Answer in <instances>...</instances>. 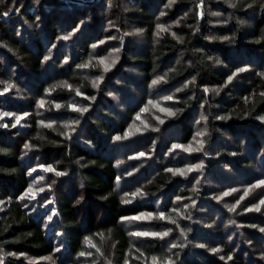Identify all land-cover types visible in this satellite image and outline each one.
<instances>
[{"label":"trees","instance_id":"trees-1","mask_svg":"<svg viewBox=\"0 0 264 264\" xmlns=\"http://www.w3.org/2000/svg\"><path fill=\"white\" fill-rule=\"evenodd\" d=\"M169 3L0 2V77L17 87L13 98L0 91V108L28 112L23 124L0 128L3 264H151L153 257L156 264H167L169 259L174 264H264L262 219L252 214L238 217L240 227L230 230L229 214L214 200L223 186L264 179V122L258 119L264 116V76L258 74L264 71V4L261 0H203L201 8V0H174L167 6ZM157 24L168 31L158 29ZM73 28L77 30L73 32ZM135 29L144 30L148 44L141 47L127 42L121 64L93 87L91 78L77 65L88 62L94 44L99 47L100 41L112 38L119 43ZM44 56L49 59L45 61ZM216 59L222 63H215ZM245 65L250 66L247 71L227 82L237 67ZM89 71L96 76L104 73L94 64ZM157 77H164L162 89H181L174 94L175 115L159 125L144 149L152 159L134 160L136 172L125 176V168L117 164L120 142L112 137L126 130L127 118L137 113ZM50 87V96L59 107L50 103L47 113L55 122L40 127L34 106L38 98H46ZM77 90L89 101L95 97L87 112L70 107L78 97ZM116 90L123 93L122 104L108 95ZM198 116L208 117L203 155L208 153L211 177L207 179L213 182L200 183L199 188V180L167 171L177 161L166 160L160 150L169 146L173 133L188 143ZM66 118L79 120L75 132L61 126L60 120ZM25 140L35 147L23 154ZM37 162L52 164L67 174H53L47 182L51 188L36 201H27L24 192L33 180L29 169ZM137 189L147 195H131ZM81 196L83 200L76 204ZM177 197L195 201L187 211L191 219L176 220ZM45 201L52 202L46 205ZM52 210L55 214L49 220ZM143 212L154 215L148 222L153 229L172 228L173 239L180 240L178 246L168 247L167 238L146 237V244L134 240L121 217ZM160 212L171 219H161ZM213 247L218 251L210 252ZM56 248L60 250L54 251ZM79 252L92 255L79 256Z\"/></svg>","mask_w":264,"mask_h":264},{"label":"rangeland","instance_id":"rangeland-1","mask_svg":"<svg viewBox=\"0 0 264 264\" xmlns=\"http://www.w3.org/2000/svg\"><path fill=\"white\" fill-rule=\"evenodd\" d=\"M161 30V29H160ZM130 34V35H129ZM128 35L124 36V38L122 40H120L119 43H113V40L115 39H108L107 41H103V43H100L99 47H95L93 50V53L90 57V59L88 60V62L90 61V66L87 68H83L81 67L80 72L85 74L86 76L90 77L91 80H95L97 77L103 76V80L98 81V85H100L102 82H104L105 78H106V72L104 71V73L100 76H96L95 74L91 73L89 71V68L91 67L92 64H94L95 66L101 68L102 70H104L103 65L100 63V61L98 59H96V57L98 56H103L106 58L107 62L109 64L112 63V61L115 59L116 63L114 66H112L109 70H111L112 68L118 67V65L121 64V51L124 49V47L127 45V42H132L135 44H137V46H141L144 47L145 45L148 44L146 35L144 32H135V31H131ZM112 44V45H111ZM111 45V47L109 48V46ZM119 48L120 51L119 52H113V49H117ZM100 50L105 51L104 53H101ZM87 62V63H88ZM108 70V71H109ZM9 84L13 85L11 87V89L8 92H4V88L7 87ZM14 90H17V87L13 84V82L11 80H6V79H2L0 77V91H3L4 93H7L9 95V97L13 98V94ZM47 91H45V95L46 98H42V99H37L36 100V104H35V109L33 111V114L37 115L38 119H39V126L43 127V126H49L50 122H55L53 120H51L50 115L47 113V110H49V106L50 103L55 104V106L58 105V102H54V99L51 98L50 94L52 92L51 87L46 89ZM176 89L171 90V91H166L164 89H162L160 87V83H158L157 85H153L152 83L149 85L148 87V93H147V98L145 100V102H143L138 110L137 113H140L139 118L137 117V113L134 114L133 116H131L130 118H127L126 121V126L124 132H122L121 136H124V133L126 131H130L131 135L127 136L125 139L120 140V141H116L114 140L117 144L119 143V146H121L120 152H119V158L118 161H120L121 163L118 164L119 167H124V171H126V173L123 171V173H125V176H128L130 173L133 174L136 172V168L135 164H133L134 160L140 161V162H147V160H151L152 159V154H149L148 152H146L144 149L146 148V146L150 145L149 142L152 141L153 139V134L156 132V130H158L159 125H161L162 123L160 122L161 120L163 121V123L167 122L170 117H172L173 115H169L167 112L161 111L162 108H171L173 110V112L175 113L176 111V105L174 104L175 98H174V94H175ZM211 91V90H209ZM111 93H113V95H111V97L113 99L116 100V102H118L119 104H122V102L124 101V96L123 93H121L120 90H116V91H109ZM172 96L173 99L172 100H164L162 99V97L164 96ZM13 96V97H12ZM41 100L44 101L43 106H41V104L39 103ZM92 100V99H91ZM91 100L89 101V99H87V97H85L84 95H78L77 98L73 99L71 102L72 105H76L77 108H87L89 109L90 105H91ZM149 101H156V104L153 103H149ZM158 105V106H157ZM123 106V105H120ZM123 108V107H121ZM142 108H147V111L141 112ZM3 112H10L9 109L7 108H0V128L3 127L5 124L8 125V127L10 128L11 126L13 127V125L17 126L20 124H23L24 122V118H26V116H23V118L20 120L19 123H16V116H21L25 111H19V112H10L13 113L14 115L12 116H3L2 113ZM28 113V112H27ZM157 117H159V119H157ZM202 116H198L195 119V124H194V132L192 135V138L189 140L188 143H184L181 142V140L179 139L181 137V135L176 133L174 134L173 140L169 143L168 147L162 146L161 147V152L164 154L165 159H170L173 161H177L176 164H170V169H183L184 171L187 172L186 177H190L193 178V180H199L198 183V188L200 186V183H204V184H213V182L209 181L207 178L211 177V173L208 170V164H209V159L207 158L208 155H203L204 152V148L206 146L205 144V140H204V136L208 133L207 131V127L204 125V120L201 119ZM6 121H8L6 123ZM41 121H44L43 124H41ZM61 122V126H63L68 132L72 133L75 132L77 130V127L80 125L73 123L74 120L70 119V118H66V119H62L60 120ZM200 121V123H199ZM264 122V121H263ZM53 123H51L52 125ZM131 126V127H130ZM75 128V131H72V129ZM137 128L142 129V131H137ZM199 132H204L203 136H198L197 133ZM197 141H204L203 146H202V150L200 151H195V149L201 147ZM124 142V143H122ZM28 143V141H24L23 142V146H22V153L25 154L26 152H29L31 150L30 149H25L24 148V144ZM182 144V145H189L191 144L192 148L194 149V151L192 152H188L185 149H172V145L173 144ZM145 146V147H144ZM144 147V148H143ZM138 152H144L146 153L145 156L143 157H137L136 153ZM208 160V161H207ZM37 161V160H36ZM201 162H203L204 167L203 168H197V169H193L192 171H187V169L185 168V165H191V164H200ZM41 163H38L36 165H34L33 168H36L35 172H32L31 175L33 174V180H32V186H33V190H37L40 188H43L44 191L48 188L47 187V182L51 179V176L55 173H50L45 171L44 169H41L38 167V165ZM216 169V168H214ZM38 171V172H37ZM175 173V172H174ZM179 174V173H177ZM39 176H43L44 179L43 180H39L37 179V177ZM185 176V175H183ZM222 185V183H221ZM249 185H252L251 188H248ZM229 187H225L223 186L222 190H219L217 196L221 195L223 192L228 191L229 189H237L238 191L236 192H231L228 196H224L221 200H217L214 199L215 202H217L216 206L222 207V210L226 211L227 214H229L228 217L230 221H232V223L227 224V226L230 227V230L234 229V228H239L240 226L237 224L238 223V217L241 218L242 216H247V215H253L256 216L258 218H261L263 223H264V205H259L261 210L259 212L252 210V211H248L245 212L244 208L245 207H250L252 204H259V200L261 197H264V185H261L259 187L256 186V181L251 182V183H247L245 185L243 184H230V185H226ZM248 190V195L244 197L243 200L240 201L239 205H236V209L235 211H231L229 206L231 205H235L236 204V200L240 199V197L242 195H244L245 190ZM43 191V192H44ZM40 191H37V194L35 196V198H32L31 195L26 196L25 198L27 199V201L33 200L36 201L38 198H40V194L43 193ZM127 200H131V198L129 197V199ZM39 201V200H38ZM52 201H48L45 202L46 205H50ZM180 204L179 207L177 208L178 211L176 210L175 212V217L176 220H181V222L183 220H185L187 218V211H188V207L190 206V204H193V198L189 199V202H185L184 200L180 199L179 200ZM188 205V207H184V205ZM220 214V211H218ZM223 214H225V212H223ZM51 216L53 217V211L51 212ZM136 216H143V217H147L146 219H142V220H136V219H132L133 217ZM154 215L148 212H143L140 213L138 215L132 216L128 219L125 220L126 226L129 227V232L132 234L134 232H143V231H154V232H162L165 231L166 229H153L152 227L149 226V221L152 219ZM224 217V216H221ZM218 218V217H217ZM219 219V218H218ZM220 220V219H219ZM237 222V223H236ZM180 224V223H179ZM134 240H142V243H147L145 242L146 237L143 236H135L133 235ZM163 238H167L168 240V247H172L173 244L178 245L180 240H174L172 237V232ZM89 245H91V243H87ZM175 248V247H174ZM209 251L208 248H205ZM212 252V251H210ZM95 253H101L98 250L95 251ZM88 257H90L89 255H87ZM90 260V259H88ZM87 260V261H88ZM87 263V262H85ZM84 263V264H85ZM151 264H154L153 260L151 262Z\"/></svg>","mask_w":264,"mask_h":264},{"label":"snow or ice","instance_id":"snow-or-ice-1","mask_svg":"<svg viewBox=\"0 0 264 264\" xmlns=\"http://www.w3.org/2000/svg\"><path fill=\"white\" fill-rule=\"evenodd\" d=\"M0 2H2V0H0ZM172 2H174V0H170L169 5H167V6H171V3H172ZM261 3L264 4V0H261ZM200 7L203 8V0H201ZM232 7H236V5L233 4ZM248 7H251V5H248ZM17 11H18V9H17ZM3 15H4V16H8L9 13H8V12H4ZM161 15H163V13H161ZM185 15H187V13H185ZM200 15L203 16V12H202V11L200 12ZM216 15H219V14L216 13ZM174 23H177V24H178V23H179V20L174 21ZM77 27H78V26H77ZM156 27H157L158 29L163 30V31H168V28H167L165 25H163V24H157ZM76 30H77L76 28H73V29H72L73 32H75ZM143 31H144L143 29H135V32H143ZM197 31H198V29H197ZM155 34H156V36H160V35H161V32L157 31ZM171 34H172L173 36H176V33H175V32H172ZM69 35H71V33H70ZM129 35H130V34H129ZM68 38H69L68 36H64V37H63V39H68ZM177 39H181V37H177ZM209 39H213V37H209ZM220 39H228V37H221ZM99 43H103V41H100ZM95 47H97V45L94 44V45H93V48H95ZM119 51H120L119 48H117V49H113V52H119ZM207 58H208L209 60H212V59H213V57H211V56H209V57H207ZM43 59H44L45 61H47V60L49 59V57H48V56H44ZM65 59H67V58H65ZM96 59H98V60L100 61V63L103 65V67H104V71H108V70H109L112 66H114L115 63H116V60L114 59V60L112 61V63L109 64V63L107 62L106 58L103 57V56H98V57H96ZM90 63H91V62L89 61L88 63H84V64H81V65H77V67L87 68V67L90 66ZM215 63L220 64V63H222V62H221L219 59H216V60H215ZM249 67H250L249 65H245L244 67H237V68L235 69V71H233L232 74L229 75V76L227 77V82H231V81L233 80V78H234L235 76H237L238 73H240V72H244V71H247V70L249 69ZM258 74H259L260 76H264V71H261V72H259ZM163 79H164V77H157L156 79H153V80H152V84H153V85H157V84L160 83V81H162ZM194 79H195V77H193V80H194ZM100 80H103V76L97 77L95 80L92 81V85H93V87H98V86H99V85H98V81H100ZM12 86H13V85L9 84L7 87L4 88L3 91H4V92H8V91L11 89ZM67 86H68L69 88H71V85H67ZM185 87H187V83L185 84ZM46 91H47V90H46ZM176 91L179 92V91H181V89H180V88H177ZM77 94H78V95H83V93H80L78 90H77ZM108 95L111 96V95H113V93L109 92ZM91 99H95V97H91ZM162 99H164V100H172L173 97L170 96V95H168V96H164V97H162ZM39 103L41 104V106H43L44 101L41 100ZM149 103L156 104L157 102H156V101H149ZM157 106H158V105H157ZM57 107H59V105H57ZM70 107H72L73 109H75V110H77V111H79V112H81V113H83V112H87V111H88V109H87L86 107H85V108H77L76 105H70ZM144 111H147V108H142V109H141V112H144ZM161 111L167 112L169 115H175V113L173 112V110H172L171 108H162ZM2 115H3V116H12V115H14V114H13V113H10V112H3ZM27 115H28V113H27V112H24L21 116H16V123H19L20 120L23 118V116H27ZM139 116H140V113H137V117H138V118H139ZM157 119H159V117H157ZM201 119L204 120V121H207L208 117H206V116H202ZM258 119L261 120V121H264V116H260V117H258ZM160 122L163 123L162 120H161ZM43 123H44V121H41V124H43ZM51 123H54V122H50L49 126H51ZM73 123L79 124V120H75V121H73ZM7 126H8L7 124L4 125V127H7ZM14 126H15V125H13V127H14ZM130 127H131V126H130ZM72 131H75V128H73ZM137 131H142V129L137 128ZM62 134H63V135H68V133H62ZM129 135H131V132H130V131H126V132L124 133V136H121V135L117 134V135L113 136L112 139H113V140H116V141H120V140L125 139V138H126L127 136H129ZM197 135H198V136H203V135H204V132H199V133H197ZM197 143H198L201 147L195 149V151H200V150H202V146H203L204 141H197ZM31 147H35V146H34V145H30L29 143H25V144H24V148H25V149H30ZM177 148L185 149V150L188 151V152H192V151H194V149L192 148L191 144L185 146V145H182V144H175V143H174V144L172 145V149H177ZM204 154H205V155H208L207 152H205ZM145 155H146V153H144V152H138V153H136V156H137V157H143V156H145ZM119 163H121V162H120V161H117V164H119ZM38 167L41 168V169H44V170L47 171V172L55 173L56 176H63V175H66V174H67V173L64 172V171H59L58 169H56L55 167H53L52 164H47V165L39 164ZM203 167H204L203 162H201L200 164L185 165V168L187 169V171H192L193 169L203 168ZM35 171H36V168H31V169H29V174H31L32 172H35ZM167 171L175 172V173H179V174H181V175H185V176L187 175V172L184 171L183 169H167ZM127 174L130 175V173H127ZM37 179H39V180H43L44 177H43V176H39V177H37ZM116 179H117V180H120L121 178H120L119 176H117ZM51 183L54 184V183H55V180H52ZM261 185H264V179H261V180L256 181V186H257V187H259V186H261ZM47 187H48V188H51V184H48ZM251 187H252V185H249V186H248V188H251ZM37 191L43 192L44 189H43V188H40V189H37V190L34 191V190H33V186L30 184V185L28 186V188L25 190L24 195H31L32 198H35V196H36V194H37ZM236 191H238V190L235 189V188H233V189H229L228 191L223 192L221 195L216 196L215 199H217V200H221L224 196H228L231 192H236ZM248 194H249V193H248V190L246 189L245 192H244V195H242V196L240 197V199L236 200V204H235V205H231V206H229L230 210H231V211H235V209H236V205H239V204H240V201L243 200L244 197L247 196ZM131 195H133V196H136V195H147V193H144L141 189H137V191L134 192V193H132ZM21 198H23V197H21ZM177 199L179 200V199H181V197H177ZM82 200H83V196H81L79 199H77V200L75 201V203H76V204H79ZM45 202H48V201H45ZM193 204H195V201H193ZM259 205H264V197H261V198H260V200H259V204H252L250 207H245V208H244V211H245V212H248V211L255 210V211L259 212V211L261 210V208H260ZM184 207H188V205L186 204V205H184ZM52 211H53V214H55V213H54V210H52ZM177 211H178V209H177ZM159 217H160L161 219H171V217H167V216H165V213H164V212H160V213H159ZM47 218H48L49 220H52V216H51V215H49ZM146 218H147V217L136 216V217H133L132 219L142 220V219H146ZM121 219L123 220V219H128V218H127V217H121ZM187 219H191V217L189 216V217H187ZM229 222L232 223V221H229ZM172 223H173V224H176V221L173 220ZM252 227H259V226H257V225H252ZM188 230L190 231V229H188ZM172 231H173L172 228H167L165 231H162V232L143 231V232H134V233H132V235H135V236H143V237H158V238H163V237L168 236ZM180 231H181L182 234H185V230H184V229H180ZM259 231H260V232H264V227H259ZM85 239L88 240V239H90V238H89V237H86ZM229 239H231V237H229ZM177 246H178V245H175V244L172 245V247H177ZM61 247H63V244H61ZM93 247H94V245H93ZM179 247H183V245H179ZM201 247H205V245H201ZM59 250H60L59 248L54 249V251H56V252H58ZM210 251H212V252L215 253V252L218 251V248H217V247H213V248L210 249ZM10 255H16V254H15V253H11ZM21 255H23V254L21 253ZM77 255H79V256L89 255V256H90V255H92V253H91V252H88V253H85V252H79V253H77ZM261 256L264 257V253H261ZM44 259H51V257H45ZM228 259L231 260V259H232V256L229 255V256H228ZM153 262H154V264H156V262H157V258H156V257H153ZM0 264H3V259H2V258H0ZM125 264H128V261H125ZM167 264H174V261H172L171 259H169V260L167 261Z\"/></svg>","mask_w":264,"mask_h":264}]
</instances>
